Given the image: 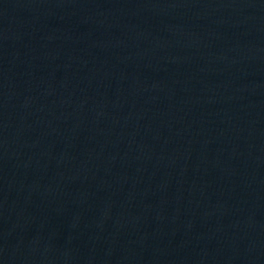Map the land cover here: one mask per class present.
Listing matches in <instances>:
<instances>
[{
  "label": "water",
  "instance_id": "obj_1",
  "mask_svg": "<svg viewBox=\"0 0 264 264\" xmlns=\"http://www.w3.org/2000/svg\"><path fill=\"white\" fill-rule=\"evenodd\" d=\"M0 264H264V0H0Z\"/></svg>",
  "mask_w": 264,
  "mask_h": 264
}]
</instances>
